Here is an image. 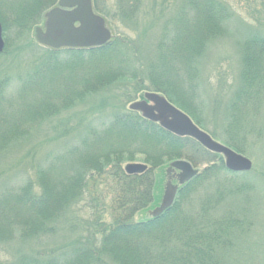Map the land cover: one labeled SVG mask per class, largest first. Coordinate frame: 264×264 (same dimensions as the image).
Masks as SVG:
<instances>
[{
    "label": "trees",
    "instance_id": "trees-1",
    "mask_svg": "<svg viewBox=\"0 0 264 264\" xmlns=\"http://www.w3.org/2000/svg\"><path fill=\"white\" fill-rule=\"evenodd\" d=\"M114 1L121 12L117 15L119 21L140 30L141 0ZM214 1L219 0H185L192 17L188 26L182 27L185 29L176 27L167 35L166 50H158L155 46L153 53L140 57L136 44L118 37L100 47H43L40 64L27 72L26 80L16 83L15 88L10 75L0 77V155L10 143L26 138L41 119L50 118L71 100L95 93L124 78H134L137 89L140 84L144 85L145 76L149 91L163 95L202 129L196 114V108L202 103L198 96L204 92L200 80L194 79L193 97H190L185 93L190 84L184 83L185 77H179V72L186 75L191 54L197 76V58L208 41V32L223 30L230 20L224 11L217 9ZM18 4L6 12V25L1 21L4 39L8 24L19 37L21 32H27L36 24L46 7L40 5L38 10L30 11L31 4L23 10ZM93 8L99 12L95 0ZM114 14L102 16L107 22V17H115ZM192 30L196 33L193 51L187 50L185 45L191 35L188 32ZM243 37L240 84L233 91L231 104L226 105L229 111L227 131L232 134L239 131L242 119L256 110L264 93V35L254 33ZM33 93L38 97H29ZM179 93L182 98L177 99ZM59 97L65 99L56 101ZM223 144L241 152L229 143ZM207 152L191 138L169 133L136 111H115L108 125L100 131L87 129L77 145L72 144L37 162L35 180L26 173L24 179H18L20 182L1 181L0 243L16 231L27 238L50 234L54 231V222L65 214L68 206L80 204L86 210L91 232L85 242L51 255L24 254L11 264H103L102 258L108 255L118 264H222V253L220 255L218 249L223 247L224 251L230 225L223 228L222 222H216L215 228L209 229L204 215L219 202L221 195L201 199L196 215L184 209L196 193L194 183L200 186L220 170L228 171L220 155L217 157L221 163L206 165L182 185L171 207L161 215L135 218L160 203L161 166L167 160L181 157L193 164L198 153L206 156ZM135 153L142 155L149 167L141 174H127L122 161L131 159ZM153 169L156 170L153 172Z\"/></svg>",
    "mask_w": 264,
    "mask_h": 264
},
{
    "label": "rangeland",
    "instance_id": "rangeland-1",
    "mask_svg": "<svg viewBox=\"0 0 264 264\" xmlns=\"http://www.w3.org/2000/svg\"><path fill=\"white\" fill-rule=\"evenodd\" d=\"M40 1L46 2L41 3ZM95 1L99 11L96 12L101 16L115 13V17H107L106 22L111 31V39L118 37L121 41L136 44L139 47L138 56L142 57L148 55V52L153 53L155 46L158 50H166L169 38L167 35L172 34L173 28L188 26L189 19L192 17L188 4L185 5V0H141L142 19L139 30L119 21L117 15L121 12L117 9L114 0ZM214 2L217 4V9L224 11L230 20L224 25L225 30L218 29L208 32V41L197 58L199 61L197 76H195L190 54L189 69L186 75L179 72V77L182 75L185 77L184 83L190 84V87L187 84L185 91L190 97H193L191 92L194 79L200 80V87L204 92L198 96L202 103L196 108V114L202 122V130L220 143H229L239 148L241 152L232 147L235 152L251 161L252 168L249 171L238 173L220 170L206 183H200V186H198L199 183L196 185L194 183L192 186H195L196 193L193 195L191 204L186 203L184 209L196 215L199 212L201 199L207 197L212 199L215 196L219 198L217 195L219 193L221 195L219 202L204 215L209 229L215 228L216 222H222L223 228H226L228 223L230 225L228 235L225 236L228 240L224 251L223 247L218 249V253L220 255L222 253V264H264V93L261 95L260 103L255 106L256 110L242 119L244 122L235 134L227 131L229 111L226 109L228 102L231 104L230 99L234 89L240 84L243 35L254 33L264 35V0ZM17 3H20L18 5L22 10L29 4H31L30 11L35 8L38 10L39 6L44 4L46 7L41 18L38 16L36 24L27 32H21L19 37L12 32L13 29L9 27V24L7 26L6 39L3 38V51L0 53V77L10 75L12 85L14 84L13 88L16 83L26 80L25 74L40 64L45 48L43 49L35 41L33 29L36 26L43 28L44 14L56 6L57 0H0V22L2 21L4 25L7 23L5 21L6 12L10 7H17ZM152 20H154L153 25ZM149 25H152L151 29ZM195 34L194 30L188 32L190 36L185 42L189 48L185 47L187 50L195 49L196 41L193 37ZM131 68H134V65ZM135 82L134 78L116 80L95 93L71 100L50 118L41 119L42 122L34 125L26 138L10 143L0 155V187H2L1 181L4 180L20 182L18 179H24L26 173H29L35 180L37 162L63 151L72 144L77 145L78 139L87 129L89 132L92 129L100 131L108 125L115 111L129 110L128 106L132 102L140 100L144 91H149L148 80L145 76L144 85L140 84L137 89ZM142 87L146 89L140 90L139 88ZM29 97L36 98L38 95L33 93L29 94ZM185 97L187 96L184 95V99ZM190 97L189 100H191ZM180 98H182L181 93L177 96V99ZM64 99L65 97H59L56 101ZM56 104L58 105L59 102ZM33 112L36 114L35 110ZM208 152L206 156L198 153L199 157H196V162L192 164L193 168L201 171L206 165L221 163L217 157L219 154L214 153L213 155V152ZM209 160L212 161L209 162ZM171 161L167 160L161 166L162 184L158 191V195L161 191L160 202L167 181L165 170ZM129 162L147 165L143 156L138 153H135L131 159L123 160L122 166L124 167ZM222 163L224 165L223 158ZM154 170L156 169L152 171ZM172 183L177 184V181L172 180ZM155 207L150 208L149 211ZM149 211L135 218L145 219L149 216ZM86 217L87 213L82 205L72 204L68 206L65 214L54 222V231L50 234L44 233L39 237L27 238L21 236L18 231L14 232L0 243V264H11L18 256L24 254L51 255L53 252L70 250L71 245L76 246L81 244L80 242H85L91 234ZM98 238L99 234H97ZM102 259L105 264H118L109 255Z\"/></svg>",
    "mask_w": 264,
    "mask_h": 264
},
{
    "label": "water",
    "instance_id": "water-1",
    "mask_svg": "<svg viewBox=\"0 0 264 264\" xmlns=\"http://www.w3.org/2000/svg\"><path fill=\"white\" fill-rule=\"evenodd\" d=\"M43 28L33 29L35 41L52 49L100 47L109 43L111 34L105 20L94 13L91 0H58L57 6L44 14ZM4 40L0 23V53ZM128 108L137 111L141 116L157 123L165 131L179 137H189L206 150L220 154L224 166L231 172H245L251 169V161L235 152L228 146L213 140L206 132L198 128L184 112L170 104L164 96L155 92H144L140 100L132 102ZM148 166L144 163L129 162L124 166L127 174H141ZM178 170L175 176L178 184L183 185L195 177L199 170L184 159H176L169 163L166 173L167 182L161 202L149 216L156 218L174 202L178 186L172 184L171 173Z\"/></svg>",
    "mask_w": 264,
    "mask_h": 264
},
{
    "label": "flooded vegetation",
    "instance_id": "flooded-vegetation-1",
    "mask_svg": "<svg viewBox=\"0 0 264 264\" xmlns=\"http://www.w3.org/2000/svg\"><path fill=\"white\" fill-rule=\"evenodd\" d=\"M171 175L174 177L176 175V173L172 172Z\"/></svg>",
    "mask_w": 264,
    "mask_h": 264
},
{
    "label": "bare ground",
    "instance_id": "bare-ground-1",
    "mask_svg": "<svg viewBox=\"0 0 264 264\" xmlns=\"http://www.w3.org/2000/svg\"><path fill=\"white\" fill-rule=\"evenodd\" d=\"M191 121H192V119H191Z\"/></svg>",
    "mask_w": 264,
    "mask_h": 264
}]
</instances>
